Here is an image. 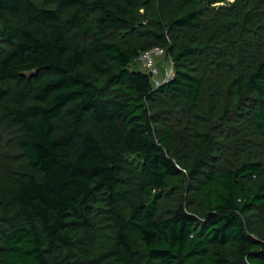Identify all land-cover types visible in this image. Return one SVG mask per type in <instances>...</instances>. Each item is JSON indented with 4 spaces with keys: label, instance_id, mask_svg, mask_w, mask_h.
I'll list each match as a JSON object with an SVG mask.
<instances>
[{
    "label": "trees",
    "instance_id": "1",
    "mask_svg": "<svg viewBox=\"0 0 264 264\" xmlns=\"http://www.w3.org/2000/svg\"><path fill=\"white\" fill-rule=\"evenodd\" d=\"M0 103V264H264V0H0Z\"/></svg>",
    "mask_w": 264,
    "mask_h": 264
},
{
    "label": "rangeland",
    "instance_id": "2",
    "mask_svg": "<svg viewBox=\"0 0 264 264\" xmlns=\"http://www.w3.org/2000/svg\"><path fill=\"white\" fill-rule=\"evenodd\" d=\"M154 67L158 71V75L155 73L154 76L156 78V82H159L166 77V72L170 69V61L165 58L163 52H157L154 54ZM133 68L141 69L148 73L151 71V67L145 66L141 61L134 64ZM1 110L2 104L0 103V112ZM15 130V126L13 125L5 126L2 130L0 127V159L3 160L4 163L6 162L10 164L11 162L13 165H16L18 163L17 159L19 160L21 158L20 155H17L18 150L11 148L10 142H7L8 137L12 136Z\"/></svg>",
    "mask_w": 264,
    "mask_h": 264
},
{
    "label": "built area",
    "instance_id": "3",
    "mask_svg": "<svg viewBox=\"0 0 264 264\" xmlns=\"http://www.w3.org/2000/svg\"><path fill=\"white\" fill-rule=\"evenodd\" d=\"M157 52H162V50L159 48H154L152 50L145 51L144 53L141 54L139 61H141L145 66L151 67V73L153 75V79L155 83L158 84L159 82H156V78L154 76L155 73L156 75H158V71L154 67V54ZM172 74H173V63L172 61H170V69L166 72V77L164 79L169 78Z\"/></svg>",
    "mask_w": 264,
    "mask_h": 264
}]
</instances>
